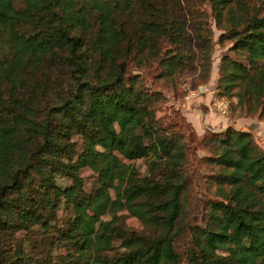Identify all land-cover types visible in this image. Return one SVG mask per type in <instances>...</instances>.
<instances>
[{"label":"trees","instance_id":"1","mask_svg":"<svg viewBox=\"0 0 264 264\" xmlns=\"http://www.w3.org/2000/svg\"><path fill=\"white\" fill-rule=\"evenodd\" d=\"M224 2L212 0L218 16ZM164 6L158 0H0V48L2 40L7 44L0 49V251L19 229L46 228L65 199L74 215L60 237L75 245L74 264H264V150L248 131L215 133L219 150L209 159L217 165L218 197L208 200L202 224H180L190 138L177 125H163L155 108L160 91L132 68L142 60L183 67L189 58L155 45L158 36L174 38L182 29ZM91 13L97 28L86 39ZM242 14L229 29V49L247 61L223 54L217 89L230 95L243 79V94L264 108V14ZM199 66L207 76L209 56ZM75 133L80 150L71 140ZM149 155L146 175L125 161ZM82 167L97 174L89 192ZM57 173L70 183L61 185ZM123 209L153 232L121 225L116 211ZM106 212L113 215L104 218ZM183 233L187 241L179 247ZM114 239L122 251L108 254ZM6 264H21V257Z\"/></svg>","mask_w":264,"mask_h":264},{"label":"rangeland","instance_id":"2","mask_svg":"<svg viewBox=\"0 0 264 264\" xmlns=\"http://www.w3.org/2000/svg\"><path fill=\"white\" fill-rule=\"evenodd\" d=\"M168 12L174 13L182 23V29L174 34V38L160 35L156 39V47L161 51L185 52L189 55L183 67L159 65L157 61L142 60L140 66H132L139 78L144 79L152 90L160 91L161 97L156 104V115L162 119L163 125H177L188 135L190 140L186 148L185 168L188 174L187 191L184 196V213L180 224H202L209 199L217 198L213 175L217 165L210 157L219 150V136L215 133L232 127L252 134L255 142L264 150V108L255 97L243 94L245 81L240 80L230 95H221L217 89L220 58L227 53L230 56L246 62L243 55L229 49L234 38L229 36V29L236 17L258 13L264 14V0H229L224 2L220 16L213 7L212 0H158ZM21 4L19 3L18 6ZM128 19L132 23L137 15V8ZM144 11V10H143ZM231 12L235 13L233 18ZM149 12L144 11L143 16ZM92 28L86 33V39H91L97 24L94 13L89 15ZM19 27L31 29V25L19 24ZM204 37V38H203ZM7 46L1 41V50ZM137 53V52H136ZM191 56V57H190ZM209 56L210 69L205 76L200 72L201 57ZM259 61L258 63H260ZM242 98V99H240ZM222 99V100H218ZM225 104L226 111L219 110L220 104ZM169 130V128H168ZM76 150H80L82 138L75 133ZM153 155L135 159H125L131 163L140 174L150 173V161ZM83 188L89 192L97 185V174L89 167H82ZM56 179L61 185H68L70 179L59 173ZM74 215V207L62 199L49 216L46 228L40 224H29L27 228L19 229L14 236H8L0 251V264H6L14 256L21 257V264H74L79 261L75 245L60 237L68 218ZM112 212H106L103 217L110 218ZM117 221L129 228L146 234L152 233L150 225L131 215L127 210L116 211ZM3 240V239H2ZM4 241V240H3ZM119 239L112 242L113 249L107 253L122 251ZM187 241L185 233L177 238V245L182 247ZM89 264H95L90 262Z\"/></svg>","mask_w":264,"mask_h":264},{"label":"built area","instance_id":"3","mask_svg":"<svg viewBox=\"0 0 264 264\" xmlns=\"http://www.w3.org/2000/svg\"><path fill=\"white\" fill-rule=\"evenodd\" d=\"M218 100H222V99H218ZM219 110L221 111V112H224V111H226V108H225V104H220L219 105Z\"/></svg>","mask_w":264,"mask_h":264}]
</instances>
